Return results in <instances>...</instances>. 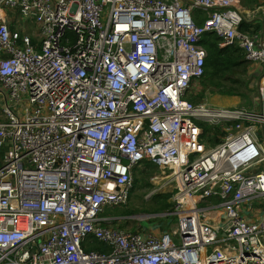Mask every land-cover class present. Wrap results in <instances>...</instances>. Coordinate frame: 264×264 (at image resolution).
<instances>
[{"label": "built area", "instance_id": "2783aa9c", "mask_svg": "<svg viewBox=\"0 0 264 264\" xmlns=\"http://www.w3.org/2000/svg\"><path fill=\"white\" fill-rule=\"evenodd\" d=\"M244 22L241 0H0V264H264V39ZM205 33L244 51L259 110L191 102ZM147 163L177 192L171 232L102 216Z\"/></svg>", "mask_w": 264, "mask_h": 264}, {"label": "rangeland", "instance_id": "374dc122", "mask_svg": "<svg viewBox=\"0 0 264 264\" xmlns=\"http://www.w3.org/2000/svg\"><path fill=\"white\" fill-rule=\"evenodd\" d=\"M241 1L243 2V0ZM259 2L264 4V0H259ZM258 12L261 17H264L263 9L258 10ZM23 17L19 12H15L14 18L20 23L17 29H21L22 33H28L32 37H38V25L30 22L26 17L23 19ZM252 67V64H247V76L246 74H241L235 77L239 83L228 84L237 92L235 95L230 96L211 87L203 88L200 85L195 94L189 95V98L193 96L192 98L195 100L193 104L197 107L208 105L215 108H238L246 111L259 110L262 103V90L260 88V78L251 75L250 69ZM201 94H203L202 98H200ZM219 127L211 126L210 128V126H207L211 136H214L213 138L222 136ZM165 172L166 170L159 168L156 170L154 168H143L137 174V183L132 190L128 203L120 207H108L102 216L106 219H111V225L114 228L124 231L150 234H163L173 231L176 227V218L172 216V213L170 215V212L176 209L177 202L175 198L177 192L173 190L174 185L167 186L163 182L159 184L160 181L158 179L163 177ZM163 195L168 197L160 199ZM156 209L158 210L156 211ZM98 245L99 243L96 242L91 248L96 250Z\"/></svg>", "mask_w": 264, "mask_h": 264}, {"label": "trees", "instance_id": "16d2710c", "mask_svg": "<svg viewBox=\"0 0 264 264\" xmlns=\"http://www.w3.org/2000/svg\"><path fill=\"white\" fill-rule=\"evenodd\" d=\"M259 0H243L244 4L247 5L250 2H258ZM250 6V5H248ZM196 20L199 25L204 23L205 18L202 14H196ZM251 26L246 22L241 26V30L249 32ZM201 45L207 52V59L205 65V76L200 82V85L204 87H211L215 90L226 93L230 96L235 95L237 92L231 88L228 84H237L239 83L235 77L237 75L246 74L247 76V61L245 59L244 51L237 45L221 48L220 47V38L213 33H205L201 40ZM198 90V89H197ZM203 97V94L200 95V98ZM191 101L195 100L191 98ZM209 131L208 128L205 130V133ZM220 131V130H219ZM218 131V132H219ZM217 133V131H215ZM218 143V141L213 142ZM146 168L151 169L156 168L150 164H146ZM137 179V178H136ZM137 180H135V185ZM134 185V187H135ZM133 187V188H134ZM131 189L129 197L132 193ZM168 196L163 195L160 199H166ZM129 201V199H128ZM124 206V205H123ZM162 208V207H160ZM158 209H156L157 211ZM96 250L103 251V247H96Z\"/></svg>", "mask_w": 264, "mask_h": 264}, {"label": "crops", "instance_id": "0c3cea01", "mask_svg": "<svg viewBox=\"0 0 264 264\" xmlns=\"http://www.w3.org/2000/svg\"><path fill=\"white\" fill-rule=\"evenodd\" d=\"M242 4L244 6L246 23L251 26V29L253 28L254 33L258 34L260 37L264 39V17H261L258 12V10H262V9L264 10V4L260 3L259 1L250 2L247 5H245L244 2H242ZM256 6H259V7H256ZM7 15L13 18L15 16V13L8 12ZM256 77L260 78V76H256Z\"/></svg>", "mask_w": 264, "mask_h": 264}, {"label": "bare ground", "instance_id": "6f19581e", "mask_svg": "<svg viewBox=\"0 0 264 264\" xmlns=\"http://www.w3.org/2000/svg\"><path fill=\"white\" fill-rule=\"evenodd\" d=\"M129 199V198H128Z\"/></svg>", "mask_w": 264, "mask_h": 264}]
</instances>
